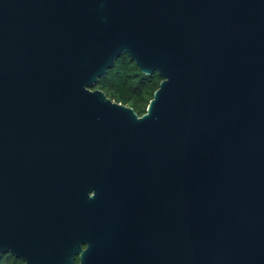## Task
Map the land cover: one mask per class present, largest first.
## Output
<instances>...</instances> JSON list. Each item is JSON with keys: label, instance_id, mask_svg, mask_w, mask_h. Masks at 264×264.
I'll list each match as a JSON object with an SVG mask.
<instances>
[{"label": "water", "instance_id": "obj_1", "mask_svg": "<svg viewBox=\"0 0 264 264\" xmlns=\"http://www.w3.org/2000/svg\"><path fill=\"white\" fill-rule=\"evenodd\" d=\"M146 113L95 89L122 56ZM264 264V0H0V263Z\"/></svg>", "mask_w": 264, "mask_h": 264}, {"label": "trees", "instance_id": "obj_2", "mask_svg": "<svg viewBox=\"0 0 264 264\" xmlns=\"http://www.w3.org/2000/svg\"><path fill=\"white\" fill-rule=\"evenodd\" d=\"M162 78L158 73L145 75L128 56H122L107 76L102 78L95 89L103 91L117 103L129 106L142 116L146 113ZM0 264H24L12 255L3 257Z\"/></svg>", "mask_w": 264, "mask_h": 264}, {"label": "flooded vegetation", "instance_id": "obj_3", "mask_svg": "<svg viewBox=\"0 0 264 264\" xmlns=\"http://www.w3.org/2000/svg\"><path fill=\"white\" fill-rule=\"evenodd\" d=\"M79 263H80L79 258H76L75 259V264H79Z\"/></svg>", "mask_w": 264, "mask_h": 264}]
</instances>
